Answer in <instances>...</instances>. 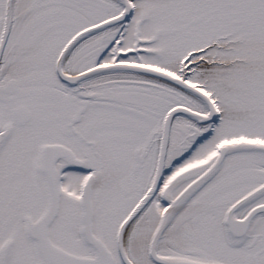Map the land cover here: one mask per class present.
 I'll return each mask as SVG.
<instances>
[{"label":"snow or ice","instance_id":"1","mask_svg":"<svg viewBox=\"0 0 264 264\" xmlns=\"http://www.w3.org/2000/svg\"><path fill=\"white\" fill-rule=\"evenodd\" d=\"M0 264H264V0H0Z\"/></svg>","mask_w":264,"mask_h":264}]
</instances>
